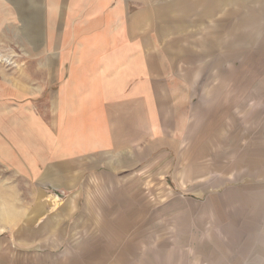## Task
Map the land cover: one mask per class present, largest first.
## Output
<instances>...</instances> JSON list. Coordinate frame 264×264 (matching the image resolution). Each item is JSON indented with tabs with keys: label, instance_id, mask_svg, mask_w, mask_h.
I'll list each match as a JSON object with an SVG mask.
<instances>
[{
	"label": "crops",
	"instance_id": "obj_1",
	"mask_svg": "<svg viewBox=\"0 0 264 264\" xmlns=\"http://www.w3.org/2000/svg\"><path fill=\"white\" fill-rule=\"evenodd\" d=\"M221 2L227 0L208 4L212 7ZM205 3L0 0V42L9 38L16 46L11 55L27 59V65L12 67L9 79L0 70V165L12 177L37 188L30 196L32 209L44 207L50 198L63 202L55 216L62 222L58 229H99L95 224L103 217L100 229H124L131 202L135 211L137 203H146L145 198L129 193L130 186L161 175L170 169L173 157H179L183 119L179 122L178 106L182 105L172 101L170 93L164 97L161 59L148 43L162 41L164 28L176 22L178 11L195 10ZM201 12L196 14L201 16ZM240 26L241 19L230 25L225 41L226 49L237 50L238 55H219L218 64L224 57H244V42L247 47L256 39L252 35L244 40ZM221 41L217 37L202 45L212 52ZM258 45L259 41L257 50ZM220 87L222 90L213 94L219 98L214 113L198 109L192 116L194 124L188 134L192 139L182 151L187 163L177 170L191 168L189 160L192 162L199 151L194 150L196 138L201 137V147L206 140L221 137L226 126L236 128L234 137H243V127L228 108L234 105L242 112L249 100H257V87L237 85L238 92L230 96L223 84ZM155 213L158 211L153 217ZM69 219L74 225H67ZM43 226L54 229L51 224ZM17 229L29 234L30 229L39 228L27 220ZM68 246L73 253L44 251L35 256L18 252L0 236V264L163 262L154 260L151 252L145 257L144 246L132 256L134 245L125 241L109 244L92 240L76 243L74 249Z\"/></svg>",
	"mask_w": 264,
	"mask_h": 264
},
{
	"label": "rangeland",
	"instance_id": "obj_2",
	"mask_svg": "<svg viewBox=\"0 0 264 264\" xmlns=\"http://www.w3.org/2000/svg\"><path fill=\"white\" fill-rule=\"evenodd\" d=\"M209 1L213 0H206L196 11H175L178 19L164 28L162 41L148 43L161 59L164 97L170 93L172 101L182 105L178 107L179 122H183L179 157H173L170 169L145 183L130 186L129 193L145 198V206L137 203L135 211L131 202L124 229H100L105 217L95 224L99 229H58L62 222L55 216L63 202L50 198L44 207L41 204L34 211L30 196L37 188L12 177L0 165L1 241L18 252L35 256L44 251L70 253L68 245L74 249L76 243L92 240L109 244L125 241L134 245L132 256L144 246L145 257L151 252L154 260H163L158 264H264V0H227L226 4L212 7ZM197 11H202L201 16ZM240 19L238 30L244 40L252 35L257 37L247 47L244 42V57H224L218 64L217 56L239 53L227 50L225 41L229 38V26L236 21L238 24ZM217 37L222 39L221 44L206 52L202 42ZM12 44L9 38L0 42V70L7 79L12 67L27 65V59L11 55L16 50ZM222 84L227 96L238 92L237 85L257 87V100H249L242 112L234 105L228 108L243 127V137H234L236 128L226 126L221 137L205 139L201 147V137L196 138L194 150L199 151L192 162L189 160L191 168L177 170L187 163L182 151L192 139L188 135L194 124L192 116L198 109H204L208 115L214 113L219 98L213 94L222 90ZM187 151L190 159L191 149ZM154 211L158 214L153 217ZM27 220L39 229H30L29 234L26 229H17ZM118 221L116 218L115 222ZM44 223L54 229H42ZM73 223L69 219L67 225Z\"/></svg>",
	"mask_w": 264,
	"mask_h": 264
}]
</instances>
